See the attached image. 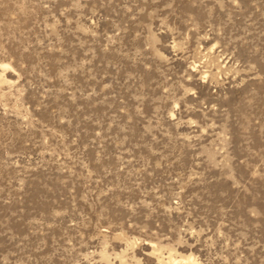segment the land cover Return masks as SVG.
Wrapping results in <instances>:
<instances>
[{
	"label": "rangeland",
	"instance_id": "374dc122",
	"mask_svg": "<svg viewBox=\"0 0 264 264\" xmlns=\"http://www.w3.org/2000/svg\"><path fill=\"white\" fill-rule=\"evenodd\" d=\"M0 264H264V0H0Z\"/></svg>",
	"mask_w": 264,
	"mask_h": 264
}]
</instances>
